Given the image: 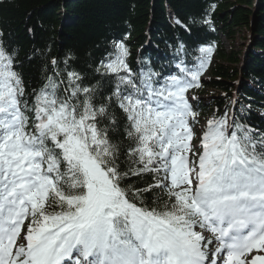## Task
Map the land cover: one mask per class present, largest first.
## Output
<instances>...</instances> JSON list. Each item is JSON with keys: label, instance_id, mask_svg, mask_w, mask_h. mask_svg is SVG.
<instances>
[{"label": "snow or ice", "instance_id": "snow-or-ice-1", "mask_svg": "<svg viewBox=\"0 0 264 264\" xmlns=\"http://www.w3.org/2000/svg\"><path fill=\"white\" fill-rule=\"evenodd\" d=\"M199 22L211 23L175 21L189 32ZM3 35L0 264H264V132L226 112L208 119L202 151L192 143L199 113L187 93L212 46L189 63L181 44L176 72H136L113 41L94 83L69 52L27 93ZM146 176L154 183H128Z\"/></svg>", "mask_w": 264, "mask_h": 264}, {"label": "trees", "instance_id": "trees-1", "mask_svg": "<svg viewBox=\"0 0 264 264\" xmlns=\"http://www.w3.org/2000/svg\"><path fill=\"white\" fill-rule=\"evenodd\" d=\"M206 14L211 23L190 24V32L175 23L177 18L186 24L190 18L202 21ZM242 30L249 36H241L237 47L239 40L234 37ZM0 31L5 48L18 50L15 70L22 74L27 93L43 86L44 65L51 74V59L56 57L64 68L69 52L74 56L71 67L94 83L100 77L93 69L113 50V41H124L136 72L149 68L176 72L181 59L176 50L181 44L190 53L182 54L189 63L201 55L199 47L212 46L204 70L209 78L188 92L196 98L192 105L199 113L197 119L235 113L250 128L264 132V0H0ZM217 34L228 43L229 51L223 50ZM204 89L213 93L206 103L199 98ZM145 181L154 183L150 176L143 181L132 177L128 183L146 187ZM155 191L168 198L166 191Z\"/></svg>", "mask_w": 264, "mask_h": 264}, {"label": "rangeland", "instance_id": "rangeland-1", "mask_svg": "<svg viewBox=\"0 0 264 264\" xmlns=\"http://www.w3.org/2000/svg\"><path fill=\"white\" fill-rule=\"evenodd\" d=\"M244 34L248 38L249 34H247V32L245 33V31H243V30L237 32L236 36L234 37L235 40L236 39L239 40V42L236 41V43L238 42L237 45H236L237 47H238V44H241L240 39H241V36H244ZM219 39H220V44L222 45V47L227 48L228 47L227 46L228 43L222 37H219ZM236 46H234L235 52L238 51V48ZM225 48L223 50L227 51ZM208 78H209V75H207L206 73H204L202 75V79L201 80H207ZM187 96H189L188 93H187ZM211 97L212 96L209 97L208 91H206V93H204V95L201 96V99L206 102L207 100L208 101L211 100ZM197 120H198V123H196L197 126L194 128V131L196 132V142L194 144V145H196V148L194 150L195 151H202V149L199 146H200V139H201L202 134H203V131L205 130V127H206V123L202 119H197Z\"/></svg>", "mask_w": 264, "mask_h": 264}, {"label": "bare ground", "instance_id": "bare-ground-1", "mask_svg": "<svg viewBox=\"0 0 264 264\" xmlns=\"http://www.w3.org/2000/svg\"><path fill=\"white\" fill-rule=\"evenodd\" d=\"M224 48H225V47H223V49H224ZM225 49H226L227 51H229V50H228V47H227V48H225Z\"/></svg>", "mask_w": 264, "mask_h": 264}]
</instances>
